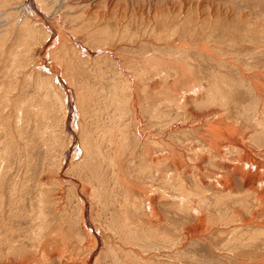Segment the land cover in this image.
<instances>
[{"label": "rangeland", "instance_id": "374dc122", "mask_svg": "<svg viewBox=\"0 0 264 264\" xmlns=\"http://www.w3.org/2000/svg\"><path fill=\"white\" fill-rule=\"evenodd\" d=\"M0 47L2 114L17 138L29 114L34 154L19 139L12 175L49 200L26 239L29 198L6 178L0 264H264L239 175L264 196V0H0Z\"/></svg>", "mask_w": 264, "mask_h": 264}, {"label": "bare ground", "instance_id": "6f19581e", "mask_svg": "<svg viewBox=\"0 0 264 264\" xmlns=\"http://www.w3.org/2000/svg\"><path fill=\"white\" fill-rule=\"evenodd\" d=\"M47 3V2H46ZM31 22V21H30ZM35 35V34H34ZM2 37V36H1ZM2 43V42H1ZM1 48V47H0ZM17 61V60H16ZM14 72V71H13ZM16 72V71H15ZM17 74V73H16ZM5 90V89H4ZM6 92H8V90H5ZM209 93V92H208ZM3 98V97H2ZM2 100V99H1ZM3 101V100H2ZM5 101L7 102V101H10V100H6L5 99ZM12 103V102H11ZM8 104V103H7ZM7 104H5L6 105V107H7ZM3 105V104H2ZM9 105V104H8ZM13 105V104H12ZM1 106V105H0ZM29 106V105H28ZM5 107V108H6ZM30 107V106H29ZM38 107L40 108L41 106H39L38 105ZM3 108V107H2ZM4 108V109H5ZM9 108V107H8ZM4 109H1V107H0V213L2 214L3 212V208H4V195H5V185H6V183L8 182H6V180L8 179L9 180V178H11V180H12V185H11V187H10V189H9V195H10V197H12L13 199H15L13 196H16L15 195V192L17 191V192H19V191H23L24 192V194H26L27 196H28V198H29V205H27L26 203H25V205H24V208H22L21 210V214H22V212H26L25 214V216H20L21 217V219L24 221V217H26L25 218V222H24V224L26 223V222H28L29 223V227H27L28 229H29V234L27 233L26 234V239H32L33 241H37L38 242V240H40V238L43 236V231L45 230V229H47V227H48V220L47 219H49L48 218V212H46L45 211V209H46V207H47V204L49 203L48 201V199H46V196H45V193H46V187H45V183H43V182H41L40 183V181H35V180H33V178L32 177H34L33 175H32V177H28V178H25V180L24 181H22V182H20V184H19V180H17L16 179V175H12L13 173H12V166L14 165H12L11 164V161H10V159L9 158H11L10 156L12 155V153L14 152V150H16L17 149V145H18V142H19V139H23L25 142H26V140L29 138V136L27 135L28 133L26 132V131H24L23 130V127H24V124H25V122H26V124L28 125V123L30 122H28V120H29V117H28V115L26 116V112L23 110H21L20 109V106H17L16 107V110H15V117H14V131H15V134L16 135H18V138H17V136H15L14 134H13V132H12V130H11V128H12V121H11V119H10V117L9 116H7V118L5 117V115H3L2 113L4 112ZM30 109H31V107H30ZM38 109V108H37ZM6 110V109H5ZM33 110V109H32ZM35 110H36V108H35ZM9 111H11V110H9ZM13 111V110H12ZM11 111V112H12ZM10 113V112H9ZM11 114V113H10ZM31 115V114H30ZM223 120V119H222ZM38 121V120H37ZM37 124V123H36ZM43 125V124H42ZM208 125V124H207ZM38 126V125H37ZM44 126V125H43ZM209 126V125H208ZM263 126V125H262ZM25 127H26V125H25ZM35 127V126H34ZM42 127V126H41ZM212 127V126H211ZM229 127V126H228ZM26 128H28V126L26 127ZM31 128H32V126H31ZM43 128V127H42ZM264 128V127H263ZM38 129V128H37ZM46 129V128H45ZM236 129H237V127H236ZM221 130V129H220ZM35 131V130H34ZM42 131V130H41ZM235 131V130H234ZM233 131V132H234ZM37 132V131H36ZM39 132V131H38ZM40 133V132H39ZM212 133V132H211ZM226 133H227V131H226ZM229 133H231V132H229ZM213 134H214V132H213ZM212 134V135H213ZM216 134V133H215ZM233 134H235V133H233ZM244 134V133H243ZM249 134V133H248ZM33 135V134H32ZM46 135V134H45ZM218 135V134H217ZM217 135H215V136H217ZM37 136V135H36ZM220 136V135H219ZM238 136V135H237ZM34 137V136H33ZM245 137V136H244ZM35 138V137H34ZM38 138V137H37ZM218 138V137H217ZM238 138V137H237ZM242 138V137H241ZM241 138H240V140H241ZM40 139H41V137H40ZM209 139V138H208ZM251 139V138H250ZM253 139V138H252ZM42 140H43V138H42ZM40 141V140H39ZM44 142V141H43ZM240 142H242V141H240ZM32 143V142H31ZM30 143V144H31ZM210 143V142H209ZM21 144V143H20ZM45 144V143H44ZM43 144V145H44ZM214 144V143H213ZM36 145H38V144H36ZM19 147H20V145H18ZM22 146V145H21ZM29 146V144L26 142V143H24V147H25V150H27V152H28V149H29V152L31 153V155H30V157L29 158H31V156H32V152H33V147L32 146H30V147H28ZM45 146V145H44ZM38 147V146H37ZM225 146H223V148H224ZM43 148H45V147H43ZM19 149V148H18ZM22 149H24V148H22ZM220 150H222L221 148H220ZM226 150V149H225ZM225 150H224V152H225ZM85 151V150H84ZM86 152V151H85ZM89 152V151H88ZM213 152H214V150H213ZM215 152H216V150H215ZM214 152V153H215ZM19 153V152H18ZM17 153V154H18ZM26 153V152H25ZM38 153V152H37ZM220 153V152H219ZM14 154V153H13ZM20 154V153H19ZM40 154V153H39ZM86 154H87V152H86ZM21 155V154H20ZM26 155V154H25ZM34 155V154H33ZM36 156V155H35ZM12 157H14V156H12ZM19 157V156H18ZM26 157V156H25ZM21 158H23L22 156H21ZM28 158V159H29ZM48 158V157H47ZM27 159V160H28ZM38 159V158H37ZM21 160V159H20ZM31 160L32 159H29L28 161H27V165H26V170L25 171H27V172H29L31 169H32V163H31ZM36 160V159H35ZM34 160V161H35ZM39 160V159H38ZM37 161V160H36ZM24 163H25V161H23ZM39 162V161H38ZM43 162V161H42ZM242 162V161H241ZM240 162V163H241ZM175 163H176V161H175ZM17 164V163H16ZM19 164H20V161H19ZM23 165V164H22ZM34 165V164H33ZM165 165H166V163H165ZM34 166H36V165H34ZM167 166V165H166ZM175 167H176V165H175ZM200 167V166H199ZM14 168V167H13ZM34 169V168H33ZM38 169V168H37ZM46 169V168H45ZM178 169H179V167H178ZM236 169V168H235ZM234 169V170H235ZM29 170V171H28ZM36 170V169H35ZM240 170H241V168H240ZM252 170V169H251ZM24 171V170H23ZM24 171V172H25ZM32 172H33V170H31ZM242 171H244L243 169L241 170V171H239L240 172V176H241V178L244 180V182H245V184H251L252 186H250V190H253V192H254V194H255V196H254V202H256L257 203V205H259L260 207H263L264 208V196L262 195V193L258 190V188L255 186V183L256 182H254L253 183V181L252 180H250L247 176H246V174L244 175L243 173H242ZM249 171H250V169H249ZM253 171V170H252ZM9 172H10V175H9ZM36 172V171H35ZM251 172V171H250ZM248 173V172H247ZM253 173H255V172H253ZM34 174V173H33ZM249 174V173H248ZM29 175V174H28ZM261 175V174H260ZM20 176V175H19ZM252 176H254V175H252ZM22 177V176H21ZM44 177V176H43ZM7 178V179H6ZM20 178V177H19ZM200 178V177H199ZM45 179V178H44ZM257 179H260V178H257ZM202 180H204V179H202ZM264 181V180H263ZM49 182V181H48ZM258 182H259V180H258ZM127 183V182H126ZM223 183V182H222ZM133 185V184H132ZM131 185V186H132ZM176 185V184H175ZM9 187V186H8ZM130 187V186H129ZM165 187V186H164ZM225 187V188H224ZM230 187H231V185H230V183H228L227 181L225 182V183H223L221 186H220V189H222V188H224V189H226V188H228V189H226V190H230ZM216 188V187H215ZM218 189V188H217ZM219 189V190H220ZM225 190V191H226ZM178 192H180L181 194H184L183 192H181V190H180V188H179V186H178V190H177ZM218 191V190H217ZM259 191V192H258ZM48 192V191H47ZM146 192H148V191H146ZM162 192H163V196H169L170 195V193L168 194V192L166 191V189H163L162 190ZM220 192V191H219ZM223 192V191H222ZM230 192H231V190H230ZM221 193V192H220ZM23 194V193H22ZM23 194V195H24ZM223 194H226V193H224L223 192ZM227 194H229V193H227ZM133 195V194H132ZM184 195H186V194H184ZM27 196L25 197H23L22 196V198H25L24 200H22V198H21V201L23 202V201H25L26 200V198H27ZM61 196V195H60ZM224 196V195H223ZM16 197H18V196H16ZM58 197V196H57ZM62 197V196H61ZM220 198H222V196L220 197ZM223 199V198H222ZM16 200V199H15ZM48 200V201H47ZM183 200H186V201H183ZM240 200V199H239ZM178 201L179 202H175V205L177 206V208L179 209V211H190L191 210V212H193L192 214H194V206H193V201L192 200H190V199H188V198H185V199H180V198H178ZM220 201V200H219ZM14 202H16V201H13V203ZM222 202V201H221ZM215 203V202H214ZM219 203V202H218ZM253 203V202H252ZM10 205H12V204H10ZM212 205V204H211ZM215 205H216V203H215ZM9 206V205H8ZM7 206V207H8ZM208 206H209V204H208ZM217 206V205H216ZM243 206H246L245 204H243ZM135 207H136V205H135ZM48 208H50V207H48ZM137 208V207H136ZM209 208V207H208ZM59 209V208H58ZM138 209V208H137ZM149 209H152L153 211L150 213V215L151 216H157V215H160L159 216V218H161V213H160V211H157L158 209H156L154 206H150L149 207ZM228 209V208H227ZM264 210V209H263ZM221 211V210H220ZM16 212V211H15ZM228 212V211H227ZM233 212H237V213H239L240 211H239V209H237V208H235L234 210H233ZM11 213H13V212H11ZM87 213V212H86ZM4 214V213H3ZM3 214L1 215V216H3ZM10 215V214H9ZM12 216H13V214H11ZM16 215V214H15ZM236 214H234L232 217H234ZM1 216H0V224L3 222V224H2V226L0 225V235L2 234V232H3V230H6V227H8V225H6L4 222H6V221H4V220H2L1 219ZM150 218V217H149ZM146 219V218H145ZM151 220H150V225H151V228H155L156 227V225H155V223H154V221H153V219L152 218H150ZM221 219H223V218H220V220ZM225 219V218H224ZM240 219V221L241 222H243V223H245V224H247L248 226H250L252 223H250V221H248V220H246V219H244V217L243 218H239ZM18 220H20V219H18ZM21 220V221H22ZM9 222V221H8ZM7 222V223H8ZM181 223V222H180ZM10 224V223H9ZM144 224V223H143ZM27 225V224H26ZM50 226V225H49ZM144 226V225H143ZM10 227V226H9ZM8 227V228H9ZM51 227H52V225H51ZM136 227V226H135ZM22 228V227H21ZM187 228V227H186ZM56 229V228H55ZM150 229V228H149ZM9 230V229H8ZM7 230V231H8ZM11 230V229H10ZM138 230V229H137ZM177 230V229H176ZM12 231V230H11ZM55 231V230H54ZM57 231V230H56ZM55 231V232H56ZM144 231H146V228H145V230ZM58 232V231H57ZM92 232V231H91ZM192 232V231H191ZM46 233V232H45ZM59 233V232H58ZM48 234H50L49 232H48ZM47 234V235H48ZM6 235V234H5ZM11 235V234H10ZM23 235V234H22ZM55 235V234H54ZM62 235V234H61ZM60 235V237H62ZM140 235V234H139ZM4 236V235H3ZM28 236V237H27ZM131 236H133V235H131ZM10 237V236H9ZM50 237H52V236H50ZM55 237V236H54ZM3 238V237H2ZM3 239H5V238H3ZM12 239V238H11ZM11 239H10V241H11ZM26 239H25V241H26ZM44 239V238H43ZM51 239V238H50ZM64 239V238H63ZM140 239V238H139ZM176 239V238H175ZM14 240V239H13ZM178 239H176L175 241H177ZM36 242V243H37ZM45 242V241H44ZM8 243H9V241H8ZM50 243V242H49ZM52 244V243H51ZM66 244V243H65ZM14 245V244H13ZM21 245V244H20ZM24 245V244H23ZM38 245V244H37ZM54 245V244H53ZM2 246V245H1ZM8 246V245H7ZM17 246V245H16ZM17 247H19V246H17ZM165 247V246H164ZM7 248V247H6ZM16 248V247H15ZM21 249V248H20ZM54 250V249H53ZM46 252L45 253H47V250H45ZM49 251V250H48ZM21 254H23V253H21ZM48 255V254H47ZM49 256V255H48ZM6 259V258H5ZM34 259V258H33ZM47 259V258H46ZM36 260H38V257H37V259ZM43 260V259H42ZM48 260H50L49 258H48ZM21 262V261H20ZM23 262V261H22ZM85 262V261H84Z\"/></svg>", "mask_w": 264, "mask_h": 264}]
</instances>
